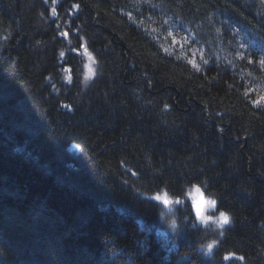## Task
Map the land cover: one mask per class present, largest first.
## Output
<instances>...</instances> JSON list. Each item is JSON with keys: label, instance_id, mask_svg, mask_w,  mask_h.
Segmentation results:
<instances>
[{"label": "trees", "instance_id": "16d2710c", "mask_svg": "<svg viewBox=\"0 0 264 264\" xmlns=\"http://www.w3.org/2000/svg\"><path fill=\"white\" fill-rule=\"evenodd\" d=\"M0 264H264V0H0Z\"/></svg>", "mask_w": 264, "mask_h": 264}, {"label": "rangeland", "instance_id": "374dc122", "mask_svg": "<svg viewBox=\"0 0 264 264\" xmlns=\"http://www.w3.org/2000/svg\"><path fill=\"white\" fill-rule=\"evenodd\" d=\"M53 4H56L58 0H50ZM53 7V6H52ZM55 14V13H54ZM170 33V32H169ZM181 33V32H180ZM166 37H168L166 33ZM170 40L167 39V42L173 47V49H176L178 53L181 55L187 56L191 55L193 52L190 51V41L188 43L184 42V37L179 38L174 34H170ZM83 57V66H84V76H85V84L86 80H92L96 76V61L94 57L89 54L87 51L82 53ZM154 200H157L161 203H164L168 206H172L175 204H179L181 200L173 199L166 194H160L153 196ZM186 199L191 204L192 210L197 218L198 224L209 229L214 234V237H222L223 232L227 226L231 224V218L229 216V223L223 226H217V222L219 220V210L217 209L216 204L214 203L212 206H209V201H213L212 199L206 197L201 190V188L193 187L189 190V192L186 195ZM203 201V216L209 217L210 219L207 220H201V217L197 215L196 212V204L199 201Z\"/></svg>", "mask_w": 264, "mask_h": 264}, {"label": "clouds", "instance_id": "9594fccd", "mask_svg": "<svg viewBox=\"0 0 264 264\" xmlns=\"http://www.w3.org/2000/svg\"><path fill=\"white\" fill-rule=\"evenodd\" d=\"M215 203V201H209V206H212L213 204ZM198 211L200 212V216L201 217V220H207V219H210L209 217H204L203 216V201H199L197 204H196V212L198 213ZM219 220L217 222V226H223V225H226L229 223V216L224 213L223 211L219 212Z\"/></svg>", "mask_w": 264, "mask_h": 264}, {"label": "snow or ice", "instance_id": "6c2138e0", "mask_svg": "<svg viewBox=\"0 0 264 264\" xmlns=\"http://www.w3.org/2000/svg\"><path fill=\"white\" fill-rule=\"evenodd\" d=\"M198 215H200V212L198 211V213H197ZM209 247H211V246H209Z\"/></svg>", "mask_w": 264, "mask_h": 264}]
</instances>
